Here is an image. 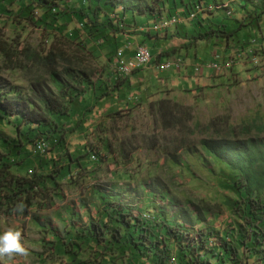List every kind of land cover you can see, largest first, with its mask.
<instances>
[{"label":"rangeland","instance_id":"obj_1","mask_svg":"<svg viewBox=\"0 0 264 264\" xmlns=\"http://www.w3.org/2000/svg\"><path fill=\"white\" fill-rule=\"evenodd\" d=\"M161 1L128 0V4L135 8L153 9ZM204 1H208V10L221 16L222 23L225 21L227 25L233 21L226 19L229 18L226 13L234 17L241 10L240 0ZM244 1L243 8L248 12L254 8L264 9V0ZM3 2L6 3L0 9V85H4L5 95L12 96L15 91L29 96V82L34 76L44 80L55 92L49 77L36 70L33 61L26 59V55L42 57L52 52L58 56L61 79L67 82L70 75L76 77L77 81L71 82L72 87L81 91L85 100H92L91 93L102 76L107 75L109 63L103 58L90 56L86 43L91 42L80 38L78 43L70 42L63 37L60 29L35 25L28 14L7 12L11 7L9 0H0V8ZM262 17L232 36L235 46L248 45L246 51L237 53L242 54L238 59L236 56L233 58L231 52L226 57L223 56L224 51L214 54V59L220 57V70L212 73L217 81L196 90H188L193 80L176 83L177 89L183 90L177 91L179 96L176 102L169 101V107L180 116L183 126L164 128L157 114L160 102L157 101L145 106L136 104L130 110L109 115V119L106 116L107 120L102 117L96 126H85L80 133L68 131L65 134L67 154L80 163L76 175L60 181V187L55 192L44 194L40 191L41 196L35 199L37 207L28 211L26 217H15L17 219L11 226L0 225L2 235L8 229H14L16 224V229L21 231V243L28 250L26 256H0V264H92L98 251L94 254L87 248L72 258L56 248L60 246L58 241L69 231L70 220L78 222L76 217L80 218L82 228L88 216L97 219L100 210L103 213L98 193L108 195L111 191L119 196L117 200L139 212V216L148 213L151 220L163 217L166 221L185 223L187 227L204 230L212 237L209 239L211 242L217 236L216 232H222L229 226L235 228L238 223L232 209L235 196L228 189V182L233 177L209 158L200 142L212 135L213 123L222 124L221 127L226 129L249 126L251 136L258 135L264 142V46L255 44L257 48L250 47L259 37L258 32L264 30ZM262 41L263 37L258 43ZM220 43L224 45L225 41L221 39ZM94 47L97 48L96 45ZM7 52L12 54L10 59ZM208 61L209 58L202 54L195 63L202 65L210 63ZM68 66L73 72L65 76L63 69ZM84 74L88 75V81L81 85L78 79ZM95 100L88 106H93ZM85 107L88 108L87 105ZM0 130L9 138H15L12 126L3 125L0 121ZM31 150V146L21 148L17 156L16 149H13L9 159L22 160L21 165L12 168L15 174L27 177L28 170L35 168L38 160H35L36 156L30 157ZM91 150L100 156L91 154ZM0 156H7L3 147H0ZM58 157L55 158L60 162L67 161L66 156ZM28 174L31 175V172ZM56 194L62 197H56ZM203 204L213 208L205 214L204 223H199L195 220L193 208ZM218 210L220 213H217ZM0 215L11 220L14 217ZM121 232L127 234L124 230ZM123 250H120L119 256L110 257L105 264H144L139 258L126 259Z\"/></svg>","mask_w":264,"mask_h":264},{"label":"trees","instance_id":"obj_2","mask_svg":"<svg viewBox=\"0 0 264 264\" xmlns=\"http://www.w3.org/2000/svg\"><path fill=\"white\" fill-rule=\"evenodd\" d=\"M74 1L9 0L11 7L7 12L28 14L35 25L43 24L54 30L60 29L63 37L70 42L88 40L93 44L86 43L87 50L94 59H99L101 54L106 57L113 51L116 54L117 42L109 44L108 37L114 34L108 31L120 29L119 24H124L125 13L144 18L155 15L164 21L181 7L187 14L177 15L178 17H188L199 10L196 18L187 23H192L194 27L210 26L204 29L202 35L208 38L213 35L223 39L225 43L238 30L258 22L264 15L262 8H254L252 12H248L243 8L244 0H240L241 10L238 16L231 17L229 12L226 13L229 18H225L233 21L229 25L225 21L222 23L221 16L208 10V1L204 0H163L153 9L135 8L128 4V0ZM5 3H1L0 9L4 8ZM199 37L194 39H200ZM7 55L9 59L12 56L8 52ZM26 59L33 61V67L49 77L55 92L36 76L29 82L31 90L27 97L15 91L12 96H7L4 85H0V121L3 125L12 126L15 132V138L12 139L0 130V147L7 154L5 158L0 156V212L6 216L26 217L31 207H37L35 199L41 196L40 191L44 194L57 191L60 181L72 179L80 165L79 160L67 154L65 134L71 130H66L65 124L61 122V119L71 115L72 103L83 96L81 91L71 85V82L77 81L76 77L70 75L67 82L61 79L57 63L59 59L52 52L42 57L26 55ZM72 70L68 66L63 69V74L68 76ZM78 80L81 85L87 83L88 75H81ZM98 83L97 91H100L105 82L100 80ZM106 95L107 92L94 96L96 102ZM169 105L170 102L165 100L157 104V114L163 127L183 126L180 116ZM221 125L213 123L212 135L201 140L200 145L209 158L233 177L228 182V189L235 196L232 201L233 214L238 219L235 228L229 226L222 232H216L217 236L211 242L209 239L212 237L205 234L204 230L187 227L185 223L166 221L163 217L147 220V216L142 218L143 221L139 212L131 209L129 204L117 200L119 196L111 191L108 195L98 193L103 213L100 210L97 219L88 216V221L83 223L86 225L82 228L80 218L76 217L78 222L70 220V229L58 241L60 246L56 249L72 258L87 248L94 254L98 251L92 264H105L110 257L112 259L119 256L121 249L125 250L123 254L126 259L139 258L144 264H264V142L258 135L251 136L249 126L226 129ZM42 139L47 143L48 149L45 156H30H36L35 160H38L35 168L28 170L31 175L28 172L27 177L14 174L12 168L21 165L22 160L9 159L13 149H16L15 154L19 156L21 148L33 145L35 153L36 145L42 144ZM91 152L100 156L98 152ZM58 156H66L67 161L60 162V159L55 158ZM55 196L62 197L61 194ZM212 208L207 204L194 206L196 222L204 223L205 214L210 213ZM123 230L127 234L124 235L121 232Z\"/></svg>","mask_w":264,"mask_h":264},{"label":"crops","instance_id":"obj_3","mask_svg":"<svg viewBox=\"0 0 264 264\" xmlns=\"http://www.w3.org/2000/svg\"><path fill=\"white\" fill-rule=\"evenodd\" d=\"M185 14L187 13H185L183 8L172 12V16H184ZM262 18H264V15ZM159 20L162 21L155 15L146 18L139 17L136 20V17L134 18L129 13H125L124 24H119L120 29L112 32L108 31L114 34V36L108 37L110 40L109 44L117 42L116 50L122 51L124 59L132 58L137 45H144L151 54L152 62L148 67L141 68L132 72L129 76L123 77L122 67L115 63V52L113 49V52L110 55H106V57L101 54L99 59H105L109 63V67L106 69L107 75L102 76L101 82H105L104 85L100 91H96L97 88H94L91 95L92 100H95L94 96L104 92H107V95L98 103L95 100L94 105L90 107L88 103H92L91 99L85 100L84 96H82L75 100L71 105V115L61 119V122L65 124L66 130H75L76 133H80V130H83L85 126H96L101 122L102 117L105 119L107 116L109 119V115L130 110L136 104L145 106L163 100L176 102L179 96L177 91L183 90L177 89V82L184 84L193 80L188 90H196L217 81L213 78L214 74L212 73L220 70V62L218 58L215 57L214 59V54L224 51L223 56L226 57L231 52L234 55L233 58L236 56L238 59L242 55L238 54L248 49V45L239 46L238 44V47L235 46L232 38L224 45H221L220 39L213 37V35L209 38L204 37L202 34L207 26L204 25L203 28L194 27L192 23H187L191 21L188 19L182 24L172 26L166 31L164 30V32H155L152 30V26ZM166 20L169 19L164 21ZM229 29L233 30V27L229 26ZM260 30L261 28L258 27V31ZM258 35L259 37L255 38L254 44H251L250 47L264 46V30L258 32ZM197 36H200V39H194ZM262 37L263 41L258 43V40ZM232 46L233 50H230ZM202 54L209 58L208 62L210 63H203L202 65L195 63ZM176 59H180L182 65H174L172 69H169L166 65H161L166 62H174ZM210 68L216 69L212 70ZM86 105L88 108L85 107ZM34 208L36 207H31L30 210ZM15 217L19 216H14L11 220L8 219L9 217L0 215V225L5 224V226H8L10 224L11 226L12 223H15L14 219H17ZM14 229H16V224Z\"/></svg>","mask_w":264,"mask_h":264},{"label":"built area","instance_id":"obj_4","mask_svg":"<svg viewBox=\"0 0 264 264\" xmlns=\"http://www.w3.org/2000/svg\"><path fill=\"white\" fill-rule=\"evenodd\" d=\"M196 9H198L196 7ZM187 17H178L177 15H174L172 17H169L168 21H158L156 24H154L152 27H164L166 29L169 26H176L179 24H182L183 22H186ZM216 58H220L219 56H216ZM152 62V57L144 45H137L134 49V53L132 58L130 59H124L123 53L121 50H117L115 54V63L116 65H119V67H122L123 69V77L129 76L132 72H135L141 68L148 67ZM161 65H166L169 69H172V66L174 65H182L180 59H176L174 62H166ZM212 70H215L216 68H210ZM199 72V71H198ZM119 77V78H123ZM48 149L47 143L42 139V150L41 154H34L33 152V145L30 155H36L39 157L45 156L46 151Z\"/></svg>","mask_w":264,"mask_h":264},{"label":"clouds","instance_id":"obj_5","mask_svg":"<svg viewBox=\"0 0 264 264\" xmlns=\"http://www.w3.org/2000/svg\"><path fill=\"white\" fill-rule=\"evenodd\" d=\"M18 210H20L19 207ZM141 215L142 214H140V218ZM21 240L22 236L20 230L8 229L5 231L2 235H0V256H7L8 258H12L14 255L26 256L28 254V250L23 246Z\"/></svg>","mask_w":264,"mask_h":264},{"label":"bare ground","instance_id":"obj_6","mask_svg":"<svg viewBox=\"0 0 264 264\" xmlns=\"http://www.w3.org/2000/svg\"><path fill=\"white\" fill-rule=\"evenodd\" d=\"M197 12H199V10H197ZM197 12L196 13H191L189 16H188V20H193L196 18L197 16ZM168 21V20H166ZM172 26H169L167 27L166 29H164V27H153L152 30L155 31V32H160V31H164V30H167L168 28H171ZM121 72L123 73V69L121 70ZM120 72V73H121ZM41 150H42V144H39V145H36V151L35 153H40L41 154ZM144 216H147L146 219L149 220L150 219V216L149 214H142L141 215V218H144Z\"/></svg>","mask_w":264,"mask_h":264}]
</instances>
